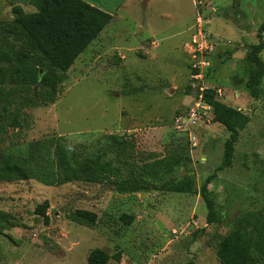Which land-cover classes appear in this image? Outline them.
Segmentation results:
<instances>
[{"label":"rangeland","instance_id":"1","mask_svg":"<svg viewBox=\"0 0 264 264\" xmlns=\"http://www.w3.org/2000/svg\"><path fill=\"white\" fill-rule=\"evenodd\" d=\"M83 1L111 21L64 73L54 102L22 107L20 128L6 112L0 154L25 156L34 142L62 136L78 161H98L106 180L0 182V212L16 223L1 230L0 264H87L94 248L111 256L107 264H223L216 236L264 207V75L259 97H250L244 62L264 0ZM12 4L35 11L24 0H0V21L12 19ZM198 25L208 48L194 58ZM196 60L205 61L203 84L222 88L221 102L249 117L231 166L209 184L219 217L211 224L199 189L220 164L228 131L212 120L176 127L197 99L188 88ZM134 180L166 186L137 189ZM45 200L48 223L34 212ZM75 209L94 212L96 222L71 221Z\"/></svg>","mask_w":264,"mask_h":264},{"label":"trees","instance_id":"2","mask_svg":"<svg viewBox=\"0 0 264 264\" xmlns=\"http://www.w3.org/2000/svg\"><path fill=\"white\" fill-rule=\"evenodd\" d=\"M24 1L35 11L25 12L20 5L12 4V19L0 21V120H4L8 112V124L14 128H20L26 122L20 116L22 107L55 101L64 73L112 19L109 13L83 0ZM263 33L264 17L257 27V42L249 45L244 55L245 88L252 98L259 97V85L264 75V61L260 57L264 48ZM223 54L230 57L232 51L226 49ZM18 98L21 100L13 108ZM203 99L211 106L212 121L228 131L223 143L222 160L199 189L207 209L206 223L211 224L218 222L219 217L209 184L218 171L231 166L239 132L246 126L249 117L239 109L222 103L213 88L204 90ZM87 159L78 161L62 136L50 137L34 142L25 156L0 154V182L33 179L44 185L56 186L74 180L105 181L100 163ZM133 182L137 184V189L144 190H160L166 186L138 180ZM47 207L45 200L34 210L44 223L49 221ZM68 218L90 227L97 217L92 211L75 209L68 213ZM120 218L126 224L132 220V216L126 214ZM15 224L10 214L0 212V233ZM214 247L217 258L223 264H264V207L257 212H248L234 231L217 235ZM110 259L106 251L94 248L89 251L86 261L87 264H107ZM114 259L119 261V255H115Z\"/></svg>","mask_w":264,"mask_h":264},{"label":"built area","instance_id":"3","mask_svg":"<svg viewBox=\"0 0 264 264\" xmlns=\"http://www.w3.org/2000/svg\"><path fill=\"white\" fill-rule=\"evenodd\" d=\"M197 34L200 37V41L197 39H193L192 40V51H193V57L195 58V55L197 56V54L201 55L203 53V51L207 50L208 46L207 45H203L205 40V30L202 29L201 27H199V25L197 26ZM205 64V61L203 60H196L192 66L195 69L194 72H192L190 74V83L189 86L191 89H193L196 92V102L194 103V105L188 109V114L184 115V116H179L176 119V127L180 128L181 126H185L187 125V127L189 126V124H196V122L198 121H202V122H208L210 120H212V110H211V106L206 103L203 99V92L205 89L208 88H212V87H208L206 85L203 84L202 82V77H203V65ZM213 90L215 91V93L217 94L218 97L221 96L222 94V88L217 87L214 88ZM189 129V128H188ZM187 130H185L184 132L187 133ZM181 130V129H179Z\"/></svg>","mask_w":264,"mask_h":264},{"label":"water","instance_id":"4","mask_svg":"<svg viewBox=\"0 0 264 264\" xmlns=\"http://www.w3.org/2000/svg\"><path fill=\"white\" fill-rule=\"evenodd\" d=\"M143 6H144V4H143Z\"/></svg>","mask_w":264,"mask_h":264}]
</instances>
